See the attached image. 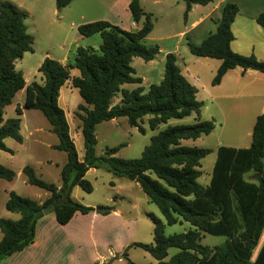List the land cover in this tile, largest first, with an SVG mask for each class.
Returning <instances> with one entry per match:
<instances>
[{
    "label": "trees",
    "instance_id": "trees-1",
    "mask_svg": "<svg viewBox=\"0 0 264 264\" xmlns=\"http://www.w3.org/2000/svg\"><path fill=\"white\" fill-rule=\"evenodd\" d=\"M73 1L56 0L57 9L61 11ZM184 1L187 16L194 5L205 6L214 0ZM129 9L133 21L142 23L140 30L125 31L104 20L83 24L78 28L82 36H101L100 53L78 47L74 62L66 65L46 58L39 68L43 83L27 85L15 63L34 51L35 38L25 24L28 14L11 1L0 0V150L9 151L4 143L7 138L23 142L21 120L5 121L4 111L17 93L26 90L23 109L44 113L60 140L57 149L64 151L68 158L62 169L61 187L39 179L32 167L24 168L29 184L46 190L51 196L40 204L15 192L9 193L6 208L19 214L20 219L0 218L3 234L0 264L35 242L43 209L52 203L56 204L54 214L61 225H67L77 213L97 211L109 215L114 208L99 206L95 209L71 199L76 186L92 192L93 187L85 177L90 169L104 166L114 175L138 183L168 225L183 221L191 224L188 232L167 236L165 224L154 215L150 216L155 223L154 242L133 243L130 247L144 249L157 264H264V242L255 254L264 233V114L257 118L249 148H218L210 184L202 186L198 181L203 175L201 161L212 150L188 146L184 141L210 135L215 124L201 119L204 104L198 100L195 86L178 67L176 54L166 56L163 80L151 85L147 93L141 87L122 90L125 84L142 83L132 67L134 58L151 62L160 54L159 46L144 44L153 30L151 15L144 12L140 0H130ZM239 11L234 3L224 4L221 19L213 21L216 30L201 44L188 42L192 55L221 61L213 86L219 85L230 70L237 68L264 74V61L255 55L244 56L232 50V26ZM256 21L264 28V14ZM74 69L80 76H71ZM68 82L79 91L84 102L76 112L84 137L83 158L78 155L65 111L59 105L61 89ZM119 92L122 100L115 104ZM17 112L23 113L20 108ZM192 114L198 119L194 124L170 123ZM119 118H126L142 134H146L143 126L146 122L150 130L158 131L140 158H117L118 148L108 150L104 156L96 155L97 125ZM162 126L166 127L161 130ZM250 174L254 175L253 179L248 178ZM16 176L13 170L0 165V179L13 181ZM202 233L226 236L228 240L222 246L211 248L201 244ZM171 248H178L180 252L166 261Z\"/></svg>",
    "mask_w": 264,
    "mask_h": 264
},
{
    "label": "rangeland",
    "instance_id": "rangeland-1",
    "mask_svg": "<svg viewBox=\"0 0 264 264\" xmlns=\"http://www.w3.org/2000/svg\"><path fill=\"white\" fill-rule=\"evenodd\" d=\"M15 5L27 12L28 17L25 20L29 34L35 38L33 46L34 51L26 53L23 58L16 61L17 71L23 73L27 85L37 82L43 83L39 68L44 62L43 58L47 52L52 53L54 58L62 59L61 54L70 55L69 63H73L76 57V46L70 47L80 23V13H84L86 21L102 17L106 6L100 0H77L72 5L59 11L56 6V0H9ZM170 5L154 4V0H143V6L147 14L151 15L153 23V32L144 42L146 46H151L154 37H162L183 29L188 22L186 16V3L184 0H170ZM176 2V3H175ZM178 2V3H177ZM202 8V7H201ZM57 10L54 13V10ZM202 10V9H199ZM63 11L64 18L60 20L59 13ZM79 46L90 48L95 53H100L102 38L99 34L82 39ZM193 42V36L188 35L182 38L179 43L177 56V65L182 74L190 83L199 79L197 86L200 95L199 101L203 100L209 106L202 111L201 119L211 121L215 124V129L210 135L202 136L198 140L184 141L185 145L197 146L211 149L212 153L201 161V170L203 175L199 178L202 186H208L211 181L212 171L217 159V150L220 146L250 147L252 145V134L255 123L264 106V86L261 97L253 99L246 98V91L240 90V86L234 90V79L225 83L224 91L234 94L237 97L232 99H222L220 95L224 92L217 91L211 99L203 92L204 87L212 88L211 82L216 76L217 69L221 64L220 60L201 58L191 54L188 42ZM176 42L172 41L171 45ZM168 43V42H166ZM158 43L163 47L160 54L151 62H146L142 58H134L132 67L137 78L142 79L141 84H125L122 90L133 91L137 88H143L147 93L153 84H160L164 78L165 63L167 56V47L169 44ZM71 51V52H70ZM63 61V60H57ZM234 73H230L232 77ZM71 76H80L77 69L71 71ZM254 76H264L262 73L254 71ZM259 82L258 78H254ZM246 82V80H245ZM253 84L252 88L258 87ZM244 84V83H243ZM243 87V86H241ZM216 90V89H212ZM220 98V99H218ZM122 93L119 92L115 98V104H120ZM26 101V90H22L13 99L12 103L5 108L4 120L13 118L21 120V135L23 142L19 143L13 138L5 139L4 143L9 151L0 150V165L5 166L16 173L13 181L0 179V218L17 221L20 215L7 210L6 203L9 198V192H15L21 197L30 198L38 202L45 201L51 194L44 189L29 184L23 170L30 166L35 170L36 176L49 184L62 186V169L67 162V154L57 149L60 143L59 138L53 131V126L46 118L44 113L36 109H23ZM83 99L79 91L70 83H66L60 93L59 105L65 111L70 126V133L74 137L77 152L80 158L85 153L84 137L81 130V121L76 117L78 106L83 104ZM22 109L23 113L18 114L17 109ZM197 115L192 114L182 120H172L170 123L191 125L197 122ZM146 128V134H142L137 128H133L126 118H119L109 122H103L96 127V155L104 156L108 150L118 148L117 158L137 159L143 154L145 148L151 143V138L158 131L149 129L148 123L143 125ZM166 126H162L163 130ZM19 174V175H18ZM253 179L254 175H248ZM85 179L92 185V192H87L80 186L73 188L71 199L87 207L95 209L99 206H108L113 208L118 205L123 211L125 217L137 221V240L143 243L151 244L154 242L155 223L150 217L154 215L165 224V235L183 234L192 229L188 222H181L175 225H168L159 208L151 203L148 197L140 191L136 182L125 177L114 175L106 166L89 173ZM141 199V202L139 200ZM139 202V203H138ZM138 203V209H134V204ZM97 214L102 215L95 211ZM113 212V211H112ZM111 212V213H112ZM93 213V212H90ZM90 213L84 215H91ZM110 213V214H111ZM138 219V220H137ZM128 235L132 233L128 231ZM3 234L0 230V240ZM226 236H216L208 233H202L201 244L211 248L222 246L226 243ZM264 242V233L256 253ZM126 252V251H125ZM124 252V253H125ZM180 249L171 248L166 261L178 254ZM119 254V257L124 255ZM133 261L137 264H157V261L144 249L133 247L130 250ZM130 264V262H129Z\"/></svg>",
    "mask_w": 264,
    "mask_h": 264
},
{
    "label": "crops",
    "instance_id": "crops-1",
    "mask_svg": "<svg viewBox=\"0 0 264 264\" xmlns=\"http://www.w3.org/2000/svg\"><path fill=\"white\" fill-rule=\"evenodd\" d=\"M75 1L77 0H74L70 5ZM100 2L106 6L102 17L86 21V17L82 12L79 16V22L82 23L79 26L104 20L125 31H138L142 28V23L136 24L133 21L129 9L130 0H100ZM228 2L236 4L240 10L232 26L234 34V40L231 43L232 50L244 56L255 55L259 60L264 61V28L256 21L260 15L264 14V0H214L205 6L194 5L189 12L188 22L183 29L177 30L170 35L152 38L151 42L155 43L151 46H159L158 43L165 44L168 42L166 43L169 44L166 49L168 55L169 53H177L180 40L188 35L193 36L195 44H201L211 32L216 30L217 25L213 21L221 19V8ZM140 4L146 13L143 0H140ZM154 4L170 5L171 1L154 0ZM18 7H22V5H18ZM56 12L57 10L55 9L54 13ZM59 16L60 20L64 18L63 11L59 13ZM85 38L87 37L82 36L78 31L69 46L81 47L79 43ZM146 40L147 38L144 42ZM172 41L176 42L171 45ZM61 56L62 59H57L53 57L52 53L47 52L43 58L63 60L60 62L65 65L69 64L70 55L65 53L64 55L61 54ZM230 73H234L231 78H229ZM232 78L234 79L235 88L231 91L236 90L240 86V90L244 89L243 91L247 92L246 98L248 99L263 95V89L260 90V88L264 86V76L256 77L254 76V71L244 72L241 68L230 70L217 86H213L211 82L212 88L204 87L202 93H205L210 99L217 91L224 92L223 95H220L222 99L230 100L236 98V92L232 94L224 91L225 83ZM254 78H258L259 82L256 83ZM255 83L258 85L257 89L255 87L252 88ZM193 85L197 89L198 97L200 95L199 87L195 81ZM201 102L204 104L203 110L209 108L205 101L201 100ZM260 112V114H264V106ZM71 137L74 140L72 135ZM95 170L97 169H90L87 175ZM136 184L139 187L138 189H140L138 190L139 193H141L142 189L138 183ZM49 198L47 197L44 200L46 201ZM45 201H40L39 203L43 204ZM139 202H141V199ZM138 203L134 204V209H138ZM90 206L94 207L93 205ZM113 208V212L107 216H101L96 212L90 213L91 215L77 213L67 225L59 224L54 212L48 215L44 214L37 225L35 242L23 251L16 252L1 264H129V262L137 264L131 258L130 250L133 247L130 246L133 243H143L136 239L138 236V223L132 218L125 217L118 205ZM128 231L132 233L131 236L128 235ZM125 251L126 253H124ZM122 253L124 255L119 257V254Z\"/></svg>",
    "mask_w": 264,
    "mask_h": 264
},
{
    "label": "water",
    "instance_id": "water-1",
    "mask_svg": "<svg viewBox=\"0 0 264 264\" xmlns=\"http://www.w3.org/2000/svg\"><path fill=\"white\" fill-rule=\"evenodd\" d=\"M55 210H56V204L55 203H52L48 207H45L43 209V212H44L45 215H48L51 212H55Z\"/></svg>",
    "mask_w": 264,
    "mask_h": 264
},
{
    "label": "built area",
    "instance_id": "built-area-1",
    "mask_svg": "<svg viewBox=\"0 0 264 264\" xmlns=\"http://www.w3.org/2000/svg\"><path fill=\"white\" fill-rule=\"evenodd\" d=\"M199 81H200L199 79L196 80L197 83H199Z\"/></svg>",
    "mask_w": 264,
    "mask_h": 264
}]
</instances>
